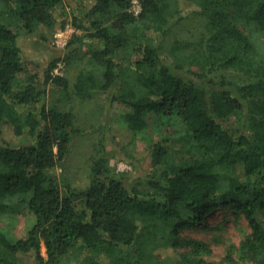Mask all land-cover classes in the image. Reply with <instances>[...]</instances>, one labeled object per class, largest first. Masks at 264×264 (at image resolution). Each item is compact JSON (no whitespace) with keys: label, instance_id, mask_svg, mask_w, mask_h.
Masks as SVG:
<instances>
[{"label":"trees","instance_id":"trees-1","mask_svg":"<svg viewBox=\"0 0 264 264\" xmlns=\"http://www.w3.org/2000/svg\"><path fill=\"white\" fill-rule=\"evenodd\" d=\"M138 2L135 13L133 0H78L70 19L65 0H0V264L20 254L160 264L162 253L169 264H264V0ZM185 18L199 21L189 37L174 32ZM70 23L65 64L86 58L73 84L55 73L60 57L37 63L18 42ZM51 88L120 104L124 150L157 134L150 171L116 172L101 138L85 186L60 176L80 129L71 109L47 102ZM218 210L251 229L221 263L210 243L183 235Z\"/></svg>","mask_w":264,"mask_h":264},{"label":"rangeland","instance_id":"rangeland-1","mask_svg":"<svg viewBox=\"0 0 264 264\" xmlns=\"http://www.w3.org/2000/svg\"><path fill=\"white\" fill-rule=\"evenodd\" d=\"M81 1L90 5L89 0ZM77 2L78 0H65V5L70 11V19H72V10ZM198 27V20L185 18L176 24L174 32L178 36L189 37L196 32ZM40 30L44 31L43 28ZM74 31L75 28L70 23L66 29L49 34L46 40L42 39L40 32L23 33L19 36L18 42L25 56L37 63H44L54 57H60L62 60L55 69V73L67 76L70 83L73 84L80 66L85 64L86 60V58H75L76 62L65 64L64 56L67 49L65 47ZM57 33L60 35L58 38ZM86 50L87 45H83L82 49L75 52L74 55L76 54L77 57L83 56ZM47 102H55L62 108L71 109L75 113V125L80 129L73 137L67 156L66 168H59L57 171L60 176L63 178L69 176V179L76 186H85L89 182L91 158L100 148L101 138L105 139L106 151L110 158L109 163L116 172L123 173L127 178L132 179L142 177L150 171L149 144L151 140L158 139V135L152 133L151 130L141 133L138 140L128 146L129 150H124L120 145L128 143L131 135L119 119L122 106L118 103L110 105L111 103L108 101L106 94L97 92L92 96L83 97L75 94L73 90L64 93L59 89L51 88L48 92ZM24 219L21 216L17 228L19 235L25 228ZM250 230L248 222L244 218H237L230 211L218 210L206 219L202 227L187 229L183 232V235L210 243L214 251L208 258L221 263L224 259L226 243L233 242L238 245ZM42 253L46 256L44 245ZM158 260L160 264H169L170 262L166 253L160 254ZM18 264H39V262L31 254H20ZM69 264L81 263L79 259L73 258L69 260ZM221 264L230 263L224 261Z\"/></svg>","mask_w":264,"mask_h":264},{"label":"built area","instance_id":"built-area-1","mask_svg":"<svg viewBox=\"0 0 264 264\" xmlns=\"http://www.w3.org/2000/svg\"><path fill=\"white\" fill-rule=\"evenodd\" d=\"M133 2H134L133 11H134L135 13H138L139 10H140L139 2H138V0H133ZM58 36H60V35L57 33V38H58ZM64 44H65V43H64ZM64 44H63V45H64Z\"/></svg>","mask_w":264,"mask_h":264}]
</instances>
